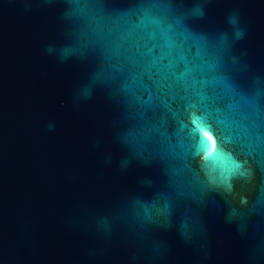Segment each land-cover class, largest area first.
Here are the masks:
<instances>
[{
    "label": "water",
    "instance_id": "95a60500",
    "mask_svg": "<svg viewBox=\"0 0 264 264\" xmlns=\"http://www.w3.org/2000/svg\"><path fill=\"white\" fill-rule=\"evenodd\" d=\"M0 264H264V0H0Z\"/></svg>",
    "mask_w": 264,
    "mask_h": 264
}]
</instances>
